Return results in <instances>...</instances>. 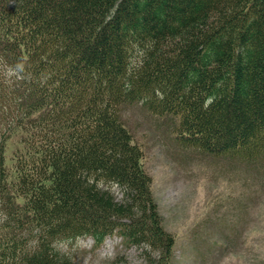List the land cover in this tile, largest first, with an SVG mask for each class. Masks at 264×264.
I'll list each match as a JSON object with an SVG mask.
<instances>
[{
    "label": "trees",
    "instance_id": "trees-1",
    "mask_svg": "<svg viewBox=\"0 0 264 264\" xmlns=\"http://www.w3.org/2000/svg\"><path fill=\"white\" fill-rule=\"evenodd\" d=\"M134 102L181 146L264 157V0H0V264L108 237L170 264Z\"/></svg>",
    "mask_w": 264,
    "mask_h": 264
},
{
    "label": "rangeland",
    "instance_id": "rangeland-1",
    "mask_svg": "<svg viewBox=\"0 0 264 264\" xmlns=\"http://www.w3.org/2000/svg\"><path fill=\"white\" fill-rule=\"evenodd\" d=\"M121 115L143 149L163 227L176 239L170 264H264V157L245 161L181 146L173 135L175 119L140 103L125 105ZM65 250L75 264H155L146 247L116 237L98 247L78 239Z\"/></svg>",
    "mask_w": 264,
    "mask_h": 264
}]
</instances>
